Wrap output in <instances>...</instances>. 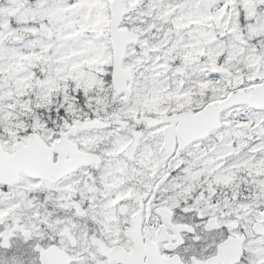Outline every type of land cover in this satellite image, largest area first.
Instances as JSON below:
<instances>
[{
    "label": "snow or ice",
    "instance_id": "snow-or-ice-1",
    "mask_svg": "<svg viewBox=\"0 0 264 264\" xmlns=\"http://www.w3.org/2000/svg\"><path fill=\"white\" fill-rule=\"evenodd\" d=\"M0 264H264V0H0Z\"/></svg>",
    "mask_w": 264,
    "mask_h": 264
}]
</instances>
